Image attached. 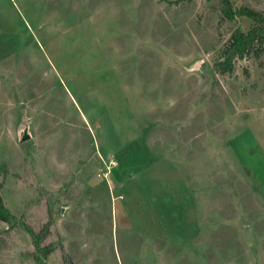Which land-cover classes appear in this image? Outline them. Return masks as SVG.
<instances>
[{
	"label": "rangeland",
	"instance_id": "rangeland-1",
	"mask_svg": "<svg viewBox=\"0 0 264 264\" xmlns=\"http://www.w3.org/2000/svg\"><path fill=\"white\" fill-rule=\"evenodd\" d=\"M222 6L0 0V264H264V43L222 67Z\"/></svg>",
	"mask_w": 264,
	"mask_h": 264
},
{
	"label": "trees",
	"instance_id": "trees-1",
	"mask_svg": "<svg viewBox=\"0 0 264 264\" xmlns=\"http://www.w3.org/2000/svg\"><path fill=\"white\" fill-rule=\"evenodd\" d=\"M219 1L223 4V15L227 18L234 19L236 17H244L252 22L251 27L247 31L241 28L234 30L231 39L229 40V44L223 49L222 53L223 56H225V65L223 66V63H221V66L226 69L234 60L243 57L251 47L256 44L264 43V13L247 6L236 8L233 0ZM1 189L2 185H0V190ZM0 219L8 223L14 219L12 212L5 206L1 193ZM41 235L44 236L45 232L41 233ZM43 236L39 237L42 238ZM44 250L46 254L50 251L48 248L47 250Z\"/></svg>",
	"mask_w": 264,
	"mask_h": 264
},
{
	"label": "water",
	"instance_id": "water-1",
	"mask_svg": "<svg viewBox=\"0 0 264 264\" xmlns=\"http://www.w3.org/2000/svg\"><path fill=\"white\" fill-rule=\"evenodd\" d=\"M24 139H27V137L25 136Z\"/></svg>",
	"mask_w": 264,
	"mask_h": 264
},
{
	"label": "built area",
	"instance_id": "built-area-1",
	"mask_svg": "<svg viewBox=\"0 0 264 264\" xmlns=\"http://www.w3.org/2000/svg\"><path fill=\"white\" fill-rule=\"evenodd\" d=\"M112 165H115V163L114 164H112ZM109 173V172H108Z\"/></svg>",
	"mask_w": 264,
	"mask_h": 264
}]
</instances>
